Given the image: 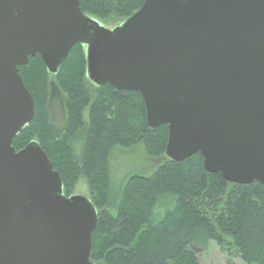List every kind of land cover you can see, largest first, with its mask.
I'll use <instances>...</instances> for the list:
<instances>
[{
	"label": "water",
	"instance_id": "water-1",
	"mask_svg": "<svg viewBox=\"0 0 264 264\" xmlns=\"http://www.w3.org/2000/svg\"><path fill=\"white\" fill-rule=\"evenodd\" d=\"M77 43L95 84L140 92L149 126L168 125L169 159L264 184V0H145L114 29L80 0H0V264H95L92 202L65 196L37 142L13 146L35 115L19 66L40 54L56 73Z\"/></svg>",
	"mask_w": 264,
	"mask_h": 264
},
{
	"label": "trees",
	"instance_id": "trees-1",
	"mask_svg": "<svg viewBox=\"0 0 264 264\" xmlns=\"http://www.w3.org/2000/svg\"><path fill=\"white\" fill-rule=\"evenodd\" d=\"M145 0H80L85 15L121 22ZM86 54L77 43L59 66L65 120L52 121L49 73L40 54L19 66L35 103V115L13 139L16 151L37 141L60 173L69 196L83 177L98 211L90 258L105 264H197V250L215 241L245 264H264V184H237L210 173L196 153L184 161L164 155L168 125L151 128L143 97L110 84L90 88ZM139 148L146 160L117 158ZM140 169L123 173L119 161ZM154 166L151 169L148 167ZM151 170V171H150Z\"/></svg>",
	"mask_w": 264,
	"mask_h": 264
},
{
	"label": "rangeland",
	"instance_id": "rangeland-1",
	"mask_svg": "<svg viewBox=\"0 0 264 264\" xmlns=\"http://www.w3.org/2000/svg\"><path fill=\"white\" fill-rule=\"evenodd\" d=\"M90 17H92V16H90ZM92 18L96 19L100 23V25L107 27V28H110V29H114L115 27L119 26L120 24H122L124 22V21L121 22L120 19L116 18V17H111V18L107 19L106 21L98 20L95 17H92ZM83 46H84V50H85V54H86V61H87V45L83 44ZM87 64H88V61H87ZM87 64H86V77L88 79L87 84L90 86V88H93L94 86H97V87L104 86V85L95 84L89 78ZM48 73H49L48 74L49 75V88L51 90L50 113H51L53 123H55L58 126H61L65 120V110H64V104H63L64 103V96L58 87V83L56 81V76L51 75V74H55V73H51L49 70H48ZM32 142H37V141H32ZM116 155H117L116 156L117 158L138 157V158L145 159V160L147 157L145 155V152L139 148H134V149L129 150V151L123 150V149H118L116 152ZM167 159L171 160L166 156V154L164 152V155L161 156L160 159H153L152 161H153V164L155 166L157 164L159 165L160 163H163ZM119 163L124 168L123 169L124 174L130 172L131 170L133 171V170L141 168V165H139V162L137 160H134V159H122L121 161H119ZM147 163L149 164V161H147ZM154 166H150V167H148V169H151ZM72 195H82L91 201V198L89 195L88 185L86 183V180L83 177H81L78 180L75 188L72 190V193L69 196H67V195H65V196L70 197ZM97 214H99L98 211H97ZM196 259H197V264H245L243 261L238 259L236 257V255L232 254L226 248H222L215 241L210 242L208 248H206L204 250H197ZM93 263L105 264L104 261H95Z\"/></svg>",
	"mask_w": 264,
	"mask_h": 264
}]
</instances>
